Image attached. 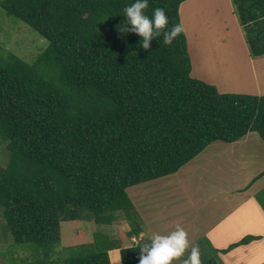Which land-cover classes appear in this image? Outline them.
<instances>
[{
	"label": "trees",
	"instance_id": "obj_1",
	"mask_svg": "<svg viewBox=\"0 0 264 264\" xmlns=\"http://www.w3.org/2000/svg\"><path fill=\"white\" fill-rule=\"evenodd\" d=\"M185 1L149 0L146 11L165 8L171 27ZM231 1L252 56H264V0ZM128 3L0 0L47 41L32 63L0 46V207L13 241L34 251L25 264H116L113 250L121 264H138L143 244L107 234L62 247L61 223L110 225L123 212L138 237L128 188L178 172L216 141L257 133L264 142V96L221 94L192 77L184 31L143 49L138 34L119 30Z\"/></svg>",
	"mask_w": 264,
	"mask_h": 264
},
{
	"label": "rangeland",
	"instance_id": "obj_2",
	"mask_svg": "<svg viewBox=\"0 0 264 264\" xmlns=\"http://www.w3.org/2000/svg\"><path fill=\"white\" fill-rule=\"evenodd\" d=\"M210 1L206 3L203 0L201 12H195L200 13L196 19L198 27L194 26L196 14L193 10H198L200 5L194 0H186L180 7V23L185 21L182 24L191 58L192 77L216 86L221 94L264 96V56H252L232 1L216 0L221 2L216 7L210 6ZM0 46L4 51L32 63L47 48V41L26 24L8 17L0 6ZM234 64L238 66L234 68ZM240 141L230 143L233 145L216 141L173 175L128 188L127 194L134 204L139 226L146 223L147 201L155 193L162 199V220L168 218L170 222L162 221V228L153 232L167 234L177 225L186 231L189 247L172 264H180L192 245L198 246L201 264L211 259L219 264H259L261 261L264 264V236L243 250V246L231 250L228 246H221L222 242L232 239L229 234L222 235L231 224L222 218L231 213L232 206H239L232 216L252 214L259 218L258 215L264 213V176L248 187L251 179L264 171V142L257 133H250ZM246 200V204H241ZM257 203L259 209L254 207ZM114 216L118 219L110 225L98 224L94 218L62 222L61 246L77 247L91 243L96 233L100 236L107 234L121 242L123 247L148 241L149 236H129L131 229L123 212L114 213ZM174 221L181 222L173 224ZM245 226L247 230L250 225L246 223ZM207 229L211 230L210 239L205 236ZM12 238L4 209L0 207V264L31 262L34 251L28 245L15 243ZM63 255L67 257L68 254L64 251ZM110 255L112 262L117 259L116 264H121L119 250L110 251ZM40 257L41 254L34 260Z\"/></svg>",
	"mask_w": 264,
	"mask_h": 264
},
{
	"label": "clouds",
	"instance_id": "obj_3",
	"mask_svg": "<svg viewBox=\"0 0 264 264\" xmlns=\"http://www.w3.org/2000/svg\"><path fill=\"white\" fill-rule=\"evenodd\" d=\"M148 7L149 0H131V3L125 4L122 12L127 23L121 24L119 30L138 34L143 49H148L150 42L161 36L164 44H171L184 31L183 24L175 23L168 27L169 17L165 8L155 7L149 15L146 11ZM188 247L187 233L180 225L167 234L152 232L140 248L138 264H172L173 260L183 256ZM180 264H201L198 246L192 245Z\"/></svg>",
	"mask_w": 264,
	"mask_h": 264
},
{
	"label": "crops",
	"instance_id": "obj_4",
	"mask_svg": "<svg viewBox=\"0 0 264 264\" xmlns=\"http://www.w3.org/2000/svg\"><path fill=\"white\" fill-rule=\"evenodd\" d=\"M207 1L208 0H206V3H208ZM227 1H228V3L230 2V0H227ZM227 1H226V3H227ZM196 4L200 5L198 10H193L194 14H196L194 16V20H195L194 26L198 27V21H196V19H197V15L200 14V13H195V12H201L202 6H203V1L196 0ZM210 4H211L210 6H215L216 7V5L220 6L221 2L220 1L216 2V0H211ZM228 6L230 8V4H228ZM211 10H213L212 12L216 11L215 9H211ZM224 26H226V24H224ZM195 35H196V33H195ZM196 36L198 37V35H196ZM240 142L241 141H238V142H235V143H240ZM235 143H233V144H235ZM233 144H230V145H233ZM263 172L264 171H262L260 173H263ZM256 177H254V178H256ZM254 178L251 179L248 187H251V186H253V184H255L256 181L254 183H251L252 180H254ZM154 197H156V198L153 201H151L150 198H154ZM150 198L147 201V205L146 206L148 207V209H147V212H146V214L144 216V219L146 220V223H145L144 226L141 227L142 228L141 229L142 233H140V235L138 237L150 236V234L153 231H158L160 228H162V223H163L162 221H164L165 223L166 222L167 223L170 222L168 218L162 220V211H163V208L161 207L162 199L160 197L156 196L155 193H153V195ZM247 201L248 200L244 201L241 204H246ZM251 206L252 205H249L250 208H251ZM238 207L236 206V207L233 208V206H232L231 207L232 210L230 211L231 213L227 214L226 216L224 215V217L222 218V221H231V224L227 227V230H224L222 235L229 234V236L232 238V239L229 238L225 242H222V244H221L222 247H227V246L229 247L230 244H233V243H236V242L242 240L247 235H254V236H260V237L264 236V213L263 212L260 213L258 215L259 218H255L254 216H252V214H245L244 216H232V212L234 211V209H237ZM254 207L259 209L260 206L257 203V204H254ZM157 216H159V218ZM179 222H181V221H174L172 223L173 224L174 223L178 224ZM246 223L250 225L249 228H247V230L245 228L246 227L245 226ZM243 232H245V233H243ZM191 234L193 235V233H191ZM210 234H211V230L207 229L206 232H205V236L210 239ZM233 238H235V239H233ZM256 241H258V240L252 241L251 243H249L247 245L251 244V246H252V245L256 244ZM247 245H242L243 246L242 250L245 249V248L251 247V246L248 247ZM240 248L241 247L239 246V248H236V249H240ZM236 249H234V250H236ZM13 264H17V263H13ZM259 264H263L262 261Z\"/></svg>",
	"mask_w": 264,
	"mask_h": 264
},
{
	"label": "bare ground",
	"instance_id": "obj_5",
	"mask_svg": "<svg viewBox=\"0 0 264 264\" xmlns=\"http://www.w3.org/2000/svg\"><path fill=\"white\" fill-rule=\"evenodd\" d=\"M195 2H196V0H194ZM200 1H203V0H200ZM193 6H194V4H193ZM182 12V11H181ZM193 12V11H192ZM192 12L190 11V13L192 14ZM183 22H185V21H183ZM182 22V23H183ZM231 36V35H230ZM232 38H233V36H232ZM212 39V38H211ZM211 41V40H210ZM210 44H212V43H210ZM225 50V49H224ZM223 50V51H224ZM222 51V52H223ZM203 53V52H202ZM207 57V56H206ZM236 61V60H235ZM234 63H236V62H234ZM249 65V64H248ZM238 66V64H234V68H236ZM251 67V66H250ZM226 79H227V77H226ZM209 161V160H208ZM172 179V178H171ZM183 182V181H182ZM172 184V183H171ZM179 184V183H178ZM173 185V184H172ZM179 186V185H178ZM151 188V187H150ZM171 189V188H170ZM139 192V191H138ZM154 192H156V190L154 191ZM141 193H142V191H141ZM138 195V194H137ZM132 196H134L133 194H132ZM140 197V196H139ZM142 197V196H141ZM136 200V199H135Z\"/></svg>",
	"mask_w": 264,
	"mask_h": 264
}]
</instances>
